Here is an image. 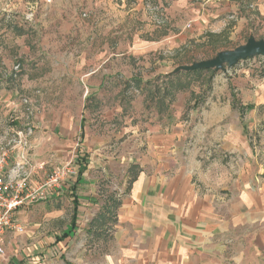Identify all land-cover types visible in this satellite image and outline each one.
I'll list each match as a JSON object with an SVG mask.
<instances>
[{
  "label": "crops",
  "instance_id": "1",
  "mask_svg": "<svg viewBox=\"0 0 264 264\" xmlns=\"http://www.w3.org/2000/svg\"><path fill=\"white\" fill-rule=\"evenodd\" d=\"M32 1L37 5L31 13L34 18L18 26L23 48L21 58L34 63L36 69L65 59L82 60V65L75 69L66 63L70 68L60 72L63 79L55 80L54 92L58 95L63 86L68 87L72 89L71 100H45L44 87L30 90L39 92L40 107L52 110L39 113L32 122L31 126L38 127L40 132L27 139L32 167L25 166V171H31V185L35 186L51 169L70 160L77 162L78 156H87L88 164L75 190L78 212L99 211L98 216L107 219L114 212L107 264H224L223 255L219 254L224 251H215L212 245L227 238L235 245L242 237L243 227L252 230L246 238L248 241L263 235L264 229L259 231L258 225L264 223V177L257 190L250 160L253 153L216 156L210 160L211 166L204 168L202 164L206 162L201 158L184 155L190 150L186 125L171 127L166 126V121L153 122L161 114L159 110L151 113V123L145 124L146 128L142 131L138 128L132 135H147L146 146L141 149L136 141L126 154L119 151L118 140L124 136L120 122L123 96L114 14L130 5L126 18L130 17L133 23L126 41L127 54L151 55L176 48L183 38L186 41L189 35H184V28L172 15L168 16L167 8L184 7L191 0H165L166 7L161 0H137L133 4L128 0H95L96 10L104 8L108 17L91 20L81 17L84 0ZM207 1L210 7L216 5V0ZM226 3L230 0H224L223 10ZM210 13L195 10L196 21L202 20L207 26L212 20ZM93 57L105 61L93 70L84 69L87 59ZM103 65H106L104 69ZM66 107L81 110L76 114L64 110ZM170 116L168 113L164 120L169 121ZM20 154L22 150L18 152V163L22 162ZM239 157L245 169L237 168ZM127 159L132 164L126 171ZM14 169L12 174L16 172ZM55 197L58 202L63 199L62 194ZM73 198L67 199L65 205L72 207ZM64 207L54 209L51 214L60 218ZM19 211V214L23 212ZM18 213V219L24 223L25 217ZM39 228L37 224L30 230L26 225L22 234L30 233L36 238ZM21 235L8 233L6 246L11 238Z\"/></svg>",
  "mask_w": 264,
  "mask_h": 264
},
{
  "label": "rangeland",
  "instance_id": "2",
  "mask_svg": "<svg viewBox=\"0 0 264 264\" xmlns=\"http://www.w3.org/2000/svg\"><path fill=\"white\" fill-rule=\"evenodd\" d=\"M161 1L166 7V1ZM235 1L237 0L226 3L225 10L222 9L224 0H216V5L213 3L211 7L207 0H191L184 7L177 6L175 9L168 7V16L172 15L175 22L184 28V35L189 36L186 41L183 38L176 48H166L167 51H158L151 55L127 54L126 41L133 23L130 17L126 18L129 16L127 11L130 5L114 14L119 43L117 63L123 96L120 122L124 128V136L118 140L119 151L126 154L137 142L141 144V149L146 146L147 135H132L138 128L140 131L146 128L145 124L151 123V113L159 110L161 114L156 115L153 122L162 124L166 121V126L171 127L186 125L185 134L190 150L184 155L192 154L201 158L206 162L202 164L204 168L210 167V160L216 156L253 153L250 160L255 173L254 185L259 190L262 185L260 181L264 177V58L256 56L239 62L232 69L226 66L224 70H209L176 80L175 84L181 82L185 88L175 89L173 98H168L166 104L162 105H158V102L152 105L149 102L150 91L147 95L148 91L144 87L147 80L171 74L179 66L212 59L221 51L233 50L246 44L251 37L264 40V0H239V3ZM94 2L95 0L83 1L82 19H107V10L100 8L97 11ZM128 2L133 4L137 0ZM198 3L201 4L200 8H196ZM36 7L32 0H0V156L8 154V163L2 170L6 176L12 174V169L18 165V152L23 148L22 141L40 132L38 127L31 126L32 122L38 118L39 113L52 110L51 107H40L42 105L37 97L40 94L31 93L32 87H44L45 100H71L72 89L68 87L63 86L58 95L54 92L55 80L63 79L60 72L70 68L66 63L75 69L82 65V60L65 59L53 64L48 62L46 67L36 69L34 63H27L21 58L23 48L20 24L24 25L30 17L34 18L31 13ZM199 9L202 12L209 10L213 14L207 26L202 20L197 22L195 10ZM189 23L193 26L188 27ZM225 30H229L227 36L218 38L215 43L209 41V32L217 34ZM104 61L105 58L101 57L88 58L84 69L93 70ZM102 67L104 69L106 65ZM131 77L139 79L138 89L131 90L134 88V82L129 80ZM241 107L244 108L243 111ZM64 110L79 114L81 108L66 107ZM168 113H171L169 121L164 120ZM237 163V168H244L240 157ZM129 164L132 162L125 160L124 170L127 171ZM15 175L17 174H13ZM122 175L128 176L129 173L122 172ZM72 186L73 183L62 193L63 199L59 202L52 196L46 200L35 201L26 205V209L20 210L23 212L18 215L25 217L23 221L27 227L31 230L39 224L40 232L36 238L29 235L30 233L11 238L6 257H0V264H107V257L111 253L109 241L112 238L113 210L112 216L106 219L108 223H105L106 221H99V211L94 214V211L82 209L78 212L79 218L77 217V224L71 235L61 241L63 234L70 231L72 225L73 206L65 205V201L72 196ZM59 206H65L60 218L51 214ZM263 226L264 223H259V231L264 229ZM250 231L252 232L243 227L242 237L239 241L237 239L235 245L230 238L212 245L215 251H224L219 252L223 255L224 264H264V234L251 242L246 239Z\"/></svg>",
  "mask_w": 264,
  "mask_h": 264
},
{
  "label": "built area",
  "instance_id": "3",
  "mask_svg": "<svg viewBox=\"0 0 264 264\" xmlns=\"http://www.w3.org/2000/svg\"><path fill=\"white\" fill-rule=\"evenodd\" d=\"M22 145V154H20L22 162L18 163L14 169L17 175L6 176L2 172L8 163V154L4 153L3 156H0V257L2 258H5L7 253L6 237L8 233L21 235L26 231V224L17 216L20 208L35 201L46 200L57 194H62L78 177L77 162L70 160L51 169L45 179L32 186V173L25 171V166L32 167V161L29 159L30 145L27 138L22 141Z\"/></svg>",
  "mask_w": 264,
  "mask_h": 264
},
{
  "label": "trees",
  "instance_id": "4",
  "mask_svg": "<svg viewBox=\"0 0 264 264\" xmlns=\"http://www.w3.org/2000/svg\"><path fill=\"white\" fill-rule=\"evenodd\" d=\"M228 34H229V30H225V31H223L221 33H217V34L209 32L207 34V37H208V39H210L209 41L215 43L218 38H220L222 36H227ZM209 70H213V69H203V70H195V71H187V72L186 71H179V72L174 71L171 74H168L166 76H162V77L160 76L158 78H154L153 80H147V82H144L145 83L144 86L149 87V89H150L151 100L149 102L151 104L154 102L155 103L158 102L159 103L158 105L166 104V100H168V98L172 99L173 95H175L174 94L176 91L175 89L181 90V89L185 88L184 86H182L181 82H178L177 84H175L174 81L182 79L183 77L187 78V77L192 76V75H199V74H202L203 72L209 71ZM129 80L134 82V85H133L134 88H132L131 90L138 89L137 87L140 83L139 79H136L135 77H131ZM152 105H154V104H152ZM240 109H241V111H243L242 109H244V108L241 107ZM77 164L79 166L78 178L73 183V186L71 188L72 196H74L73 201H72L73 206H74L72 219H71L72 225H71L70 231L65 232L63 234V237H62L63 239L67 238L69 235H71V232L74 230V228L77 224L76 220L78 217L79 206H78V201L76 198V191L75 190L77 189V186L81 182V179L83 176L82 174L85 171V166L88 164L87 156L86 155L78 156ZM134 177H136V174ZM116 204L118 207L119 202H117ZM98 218H99V221H105L107 219L106 217H103V216H100ZM112 220L114 221L115 218H112ZM93 221H95V219Z\"/></svg>",
  "mask_w": 264,
  "mask_h": 264
},
{
  "label": "water",
  "instance_id": "5",
  "mask_svg": "<svg viewBox=\"0 0 264 264\" xmlns=\"http://www.w3.org/2000/svg\"><path fill=\"white\" fill-rule=\"evenodd\" d=\"M264 58V40H257L254 37L248 39V42L233 50L221 51L212 59L202 60L191 65L179 66L175 71H195L203 69H213L214 71L234 68L241 61H246L252 57Z\"/></svg>",
  "mask_w": 264,
  "mask_h": 264
}]
</instances>
